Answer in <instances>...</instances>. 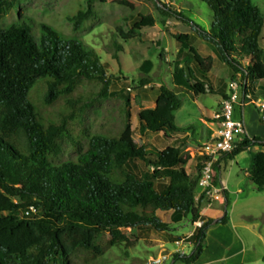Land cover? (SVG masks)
<instances>
[{"label":"trees","instance_id":"trees-1","mask_svg":"<svg viewBox=\"0 0 264 264\" xmlns=\"http://www.w3.org/2000/svg\"><path fill=\"white\" fill-rule=\"evenodd\" d=\"M109 1L134 9L128 0H87V6L68 17L72 32L66 35L47 22L15 21L20 0H0V16L8 20V24H0V264H73L71 256L79 249L89 250L96 258L113 246L134 247L135 240H130L124 228L171 230L169 223L147 211L151 205L173 211L175 222L200 217L204 196L197 199V194L202 165L191 175L181 163L180 146L156 150L153 157L144 146L139 147L131 123L130 95L124 96L125 126L117 134L89 133L82 136L84 142L81 135H74V126L94 101L112 95L111 76L101 57L74 35L95 13L96 2ZM202 1L212 9L215 23L210 30L197 24L192 28L216 47L231 70V80L241 73L247 82H264L260 44L264 14L259 6L253 0ZM159 4L162 15L187 21L182 12ZM156 24L153 14L139 13L127 32L121 27L117 32L128 40ZM174 38L189 49L176 60L173 77L177 88L193 100L215 94L209 79L213 57L200 55L190 45L188 34H175ZM37 79L46 80L44 103L32 95ZM82 80L101 84L89 104L80 93ZM242 90L250 94L251 87L246 83ZM261 96L264 89L252 91L254 100ZM59 105L69 111L61 116L46 115L45 111ZM182 105L181 94L162 83L155 106L138 113L140 135L152 132L170 137L183 131L175 122V112ZM67 138L77 156L62 159V142ZM256 146L264 148V138L240 135L227 155L235 158ZM251 154L250 180L264 190V151ZM213 222L205 220L193 235L183 237L192 242L193 251L175 253L174 260L195 263ZM226 222V215L218 220Z\"/></svg>","mask_w":264,"mask_h":264},{"label":"rangeland","instance_id":"rangeland-1","mask_svg":"<svg viewBox=\"0 0 264 264\" xmlns=\"http://www.w3.org/2000/svg\"><path fill=\"white\" fill-rule=\"evenodd\" d=\"M128 1L134 4L133 10L112 1L107 4L96 2L95 13L83 25V28L74 34L99 54L106 72L112 80L110 90L112 95L96 101L94 99L100 90L101 84L82 80L79 87L81 95L88 104L93 101L94 103L83 113L74 126V135H81L80 140L84 142L82 136L89 133L117 134L125 126L124 96L130 95L132 101L131 123L136 144L139 147L144 146L151 157L154 156L153 152L156 150H164L168 146L179 144L181 152H183L181 163L185 166L187 165L186 152L193 148V153L198 158L199 164L200 158L197 148L200 142L198 138L200 137L196 134L202 126L206 125V121L211 122L212 119L206 118L205 113H201L199 103L194 101L188 93L178 90V93L183 97V105L175 112V122L180 128L192 125L196 130L194 134H192L191 129L183 128V131L180 132L182 136L178 138H173V135L167 137L163 133L152 132H147L144 136H141L138 113L143 108H152L155 105L158 89L162 83L167 84L171 89H175L173 75L179 42L174 38V35L180 34L178 32L187 31L186 29L189 26H196V24L210 30L215 23L213 11L202 0ZM253 1L264 14V0ZM20 2L19 12L17 13V10L14 9L15 21H24L30 25H33L32 23L35 20L47 22L66 35H70L72 32V23L68 17L76 13L82 6H87V0H20ZM160 2L168 4L173 10L182 12L187 21L178 19L175 16L166 17L162 15L159 11ZM139 13L153 14L157 19V24L154 27H145L136 38L122 39L117 32V28L121 27L123 32H127L131 28L132 21L137 18ZM0 24H8V20L3 15L0 16ZM193 44L198 49L197 37L193 38ZM262 44L264 45V37ZM181 56L185 57L184 53ZM218 62L220 61L217 60ZM219 68L221 69V75L228 81L226 85L228 94V84L231 80L229 71L231 72V70L225 62H220ZM146 79L149 81L148 84H144ZM46 92V80L37 79L32 90L33 97L44 103ZM220 99L219 94L209 92L200 95L199 100L202 104H209L216 109ZM252 110H254V105H252ZM68 111L69 109L65 105H59L51 107L45 113L47 116H61L62 112L67 113ZM255 122L259 124L258 119ZM186 133L192 135L184 137ZM21 140L27 145L24 134H21ZM62 149V159L77 156L76 147L68 138L62 142ZM144 169V167H141V170ZM152 210L148 208L147 211L152 213ZM160 215L163 217L169 216V214L162 211H160ZM189 220L190 216L183 220L182 227L176 225L175 230L171 229L167 233L177 234L180 228L190 225ZM123 232L127 234L130 240H135L136 246L127 247L124 244L113 246L96 258L92 257V252L89 250L79 249L71 256L73 264H182L181 261L174 260L177 246L173 241H167L165 247L161 246L160 237L163 235L162 232L154 230L141 231L131 228H124ZM192 250L193 247L187 248L186 254H190Z\"/></svg>","mask_w":264,"mask_h":264},{"label":"crops","instance_id":"crops-1","mask_svg":"<svg viewBox=\"0 0 264 264\" xmlns=\"http://www.w3.org/2000/svg\"><path fill=\"white\" fill-rule=\"evenodd\" d=\"M186 30L187 31L178 33L188 34L190 36V45L193 46L200 55L204 57H213L214 64L209 73V79L212 87L221 98L218 101L219 103L216 109L212 108L209 104H202L199 100L200 97L194 100L199 103L201 113H205L204 115L206 118L212 119L211 122L206 121V125L202 126L201 130L196 134V136L200 137L198 138L200 146L202 142L209 139L211 135L214 134L218 127L219 120L216 118V114L220 110V103L224 99V95H227L226 85L228 81L221 75L219 63L224 62L218 56L216 47L210 42L202 39L192 26H189ZM196 37L199 42L198 49L193 44V38ZM263 37L264 29L260 38V44L264 49V45L262 44ZM177 47L178 55L176 58H179V55L183 53H189L188 47H185L180 43L177 44ZM217 60L220 62L217 63ZM245 62L247 63V61ZM230 74L231 72L229 71V76ZM236 80L245 81L241 73H238V78ZM246 83L251 87V90H249L251 95L252 91L260 93V91L264 89V82L261 80H249L248 82L246 81ZM174 86V90L179 92L178 90H180V88H177L175 81ZM259 99H264V96H261ZM252 105H254V110H252ZM258 113L259 111L256 108L254 101L245 100L243 104L242 99L235 107L234 117L236 119H242L245 122L246 134L248 136L264 138V122H261V116H259L260 113ZM201 117H203V115H201ZM257 119L259 124H256L255 122ZM183 128L191 129L192 134L196 132L192 125H186L185 127L182 126L181 129ZM181 134L182 133L180 132L176 133L173 135V138L181 137ZM187 135L191 136L186 133L184 137ZM175 146L180 145L176 144ZM193 151L194 149L190 148L189 152L191 155L189 152H186L187 165H183L191 175L196 174V168L198 165V158H196ZM259 151H264V148L256 146L251 151H244L235 158H231L225 153L216 163L214 167V184L223 188L224 192L223 196H220L217 199L212 200L204 198L200 203V212L203 215L204 220L209 219L214 222L207 229L204 250L199 259L193 264H264V190H258L249 177V171L253 164L251 152L256 153ZM234 166H236V168H234ZM150 208L153 209L152 211L163 221L169 223L172 230L176 229V225L182 227L181 224L185 218L180 222H175L173 211H162L155 208L154 205H151ZM160 211L169 214V216H161ZM225 215L227 216V222L218 223V220ZM189 221L190 225L182 229L180 228L177 234L163 232L162 237H160L161 246L165 247V243L167 241H172L173 238L191 236L196 227L191 217ZM140 230L149 231V228H142ZM173 242L175 244V241Z\"/></svg>","mask_w":264,"mask_h":264},{"label":"built area","instance_id":"built-area-1","mask_svg":"<svg viewBox=\"0 0 264 264\" xmlns=\"http://www.w3.org/2000/svg\"><path fill=\"white\" fill-rule=\"evenodd\" d=\"M243 85H246L244 80L229 81L227 97L223 99L220 110L216 114V118L219 120L218 127L214 134L198 147L199 164L202 167L197 199L204 196L205 199L214 200L223 196L224 189L214 184V167L223 154L229 153L235 148L237 138L246 134L245 122L234 117L236 105L242 99L243 104L245 100L254 101L260 113L261 121L264 122V99L254 100L251 94L245 95L242 90ZM204 221L200 212V217L194 221L195 227H201ZM175 245L177 246L175 253L180 255H185L186 249L193 246L192 242L185 238L177 239Z\"/></svg>","mask_w":264,"mask_h":264}]
</instances>
